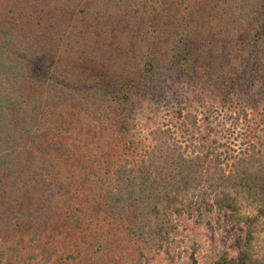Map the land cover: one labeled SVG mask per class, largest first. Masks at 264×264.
I'll use <instances>...</instances> for the list:
<instances>
[{
  "label": "trees",
  "instance_id": "trees-1",
  "mask_svg": "<svg viewBox=\"0 0 264 264\" xmlns=\"http://www.w3.org/2000/svg\"><path fill=\"white\" fill-rule=\"evenodd\" d=\"M182 78L247 122L264 0H0V264H141L226 213L239 249L212 264H264V126L235 154L182 140L197 114L159 95ZM143 99L178 123L134 131Z\"/></svg>",
  "mask_w": 264,
  "mask_h": 264
},
{
  "label": "rangeland",
  "instance_id": "rangeland-1",
  "mask_svg": "<svg viewBox=\"0 0 264 264\" xmlns=\"http://www.w3.org/2000/svg\"><path fill=\"white\" fill-rule=\"evenodd\" d=\"M187 88L182 78L180 82L170 81L165 90L159 94L165 102L167 98H175L170 101L178 103L177 105L186 106L187 109L197 114V128L190 131L188 127L186 132L179 129L181 133L179 138L182 140L185 138L204 140L216 136L221 141L226 142L228 154H235L233 153L234 150H237L241 143L245 142V138L263 132L260 128L264 126V122H261L264 118V92L261 99L263 103L250 112L247 122L243 121L234 129L225 115V110L231 108L227 107V103L224 107L222 106L225 104L224 99L222 101L220 96L213 95L215 93L213 90H209L201 100L192 88ZM234 88L235 86L232 88L233 97L237 96ZM176 90H178L177 93ZM185 92L188 93V96L184 97ZM160 103L161 101H158V105ZM168 104L171 103L168 102ZM172 104L169 105L170 107H162L153 104L148 99H143L137 111L138 118L136 119L138 122L134 131L144 133L154 121H179L175 118ZM230 106L232 105L230 104ZM177 127L180 128L181 126L177 125ZM242 211L249 214L253 213L249 208ZM228 215L229 213L222 215L218 222L215 221L216 215H213L209 224L202 225L195 224L192 219L186 216L179 217L178 227L172 235L174 242L159 252L149 254L141 264H190L191 257L196 259L197 264H212V260L217 259L224 253L229 256H236L239 249L238 231L234 224L230 222ZM257 237L258 242L261 244L264 231L259 230Z\"/></svg>",
  "mask_w": 264,
  "mask_h": 264
}]
</instances>
